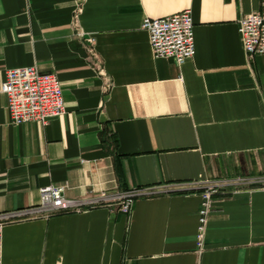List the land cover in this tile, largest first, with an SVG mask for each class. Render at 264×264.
Segmentation results:
<instances>
[{
  "label": "crops",
  "instance_id": "obj_1",
  "mask_svg": "<svg viewBox=\"0 0 264 264\" xmlns=\"http://www.w3.org/2000/svg\"><path fill=\"white\" fill-rule=\"evenodd\" d=\"M261 0H0V211L146 187L112 205L6 224L3 264H264V188L218 197L196 249L206 178L264 174V54L239 18ZM190 8L196 53L156 57L147 15ZM94 36V41H89ZM36 64L63 85L65 113L12 122L6 70ZM123 177L117 172L116 160Z\"/></svg>",
  "mask_w": 264,
  "mask_h": 264
},
{
  "label": "built area",
  "instance_id": "obj_2",
  "mask_svg": "<svg viewBox=\"0 0 264 264\" xmlns=\"http://www.w3.org/2000/svg\"><path fill=\"white\" fill-rule=\"evenodd\" d=\"M239 32L248 57L264 54V0L259 9L242 15ZM142 26L149 33V41L156 57L172 58L181 65L196 53L194 19L190 8L172 14L145 16ZM94 41V36H89ZM7 95V108L12 122L36 120L43 124L52 116L66 112L63 85L55 72H41L36 64L8 68L1 84ZM201 206L199 209L196 249H205L206 232L215 200L220 196L242 190L264 188V174L235 175L206 178L199 182ZM148 188L134 187L109 192L101 190L93 194L68 196L64 185L47 184L40 188L39 202L0 211V264H3V231L10 222L38 217H49L62 212L84 211L90 208L112 205L126 214L133 210L135 199Z\"/></svg>",
  "mask_w": 264,
  "mask_h": 264
},
{
  "label": "trees",
  "instance_id": "obj_3",
  "mask_svg": "<svg viewBox=\"0 0 264 264\" xmlns=\"http://www.w3.org/2000/svg\"><path fill=\"white\" fill-rule=\"evenodd\" d=\"M116 167H117V172H118V175L120 178L123 177V171H122V166H121V163L119 161V158H117L116 160Z\"/></svg>",
  "mask_w": 264,
  "mask_h": 264
}]
</instances>
